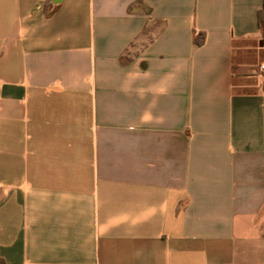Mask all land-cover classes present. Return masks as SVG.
Listing matches in <instances>:
<instances>
[{"label": "crops", "instance_id": "crops-1", "mask_svg": "<svg viewBox=\"0 0 264 264\" xmlns=\"http://www.w3.org/2000/svg\"><path fill=\"white\" fill-rule=\"evenodd\" d=\"M262 9L0 0V264H264Z\"/></svg>", "mask_w": 264, "mask_h": 264}, {"label": "trees", "instance_id": "trees-1", "mask_svg": "<svg viewBox=\"0 0 264 264\" xmlns=\"http://www.w3.org/2000/svg\"><path fill=\"white\" fill-rule=\"evenodd\" d=\"M258 18H259L260 25L263 26L264 25V11H263V9L258 12ZM196 43L200 44L201 42L196 40Z\"/></svg>", "mask_w": 264, "mask_h": 264}, {"label": "built area", "instance_id": "built-area-1", "mask_svg": "<svg viewBox=\"0 0 264 264\" xmlns=\"http://www.w3.org/2000/svg\"><path fill=\"white\" fill-rule=\"evenodd\" d=\"M257 70L260 75L264 76V60L257 65Z\"/></svg>", "mask_w": 264, "mask_h": 264}]
</instances>
